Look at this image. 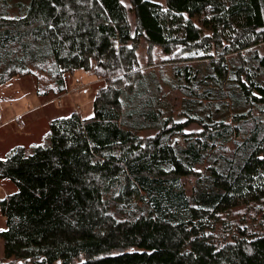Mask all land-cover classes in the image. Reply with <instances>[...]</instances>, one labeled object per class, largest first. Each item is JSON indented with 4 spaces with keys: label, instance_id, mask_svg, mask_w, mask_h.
Listing matches in <instances>:
<instances>
[{
    "label": "trees",
    "instance_id": "obj_1",
    "mask_svg": "<svg viewBox=\"0 0 264 264\" xmlns=\"http://www.w3.org/2000/svg\"><path fill=\"white\" fill-rule=\"evenodd\" d=\"M78 70L93 115L0 160L4 258L264 264V0H0V87Z\"/></svg>",
    "mask_w": 264,
    "mask_h": 264
},
{
    "label": "rangeland",
    "instance_id": "obj_2",
    "mask_svg": "<svg viewBox=\"0 0 264 264\" xmlns=\"http://www.w3.org/2000/svg\"><path fill=\"white\" fill-rule=\"evenodd\" d=\"M54 81L44 74L14 78L8 85L0 87V160L5 159L17 148L23 147L26 155L35 146L49 143L50 123L57 118L77 113L81 118L94 113V100L103 81L92 71L78 70L66 76V87L58 92ZM53 86V87H52ZM171 95V94H170ZM180 98L175 94L171 100ZM196 127L192 126L195 130ZM17 191L11 180L0 178V202ZM7 228L6 218L0 206V232ZM0 264L12 263L3 253L0 239Z\"/></svg>",
    "mask_w": 264,
    "mask_h": 264
},
{
    "label": "crops",
    "instance_id": "obj_3",
    "mask_svg": "<svg viewBox=\"0 0 264 264\" xmlns=\"http://www.w3.org/2000/svg\"><path fill=\"white\" fill-rule=\"evenodd\" d=\"M48 138H49V136H48ZM33 149H30V151H32Z\"/></svg>",
    "mask_w": 264,
    "mask_h": 264
}]
</instances>
